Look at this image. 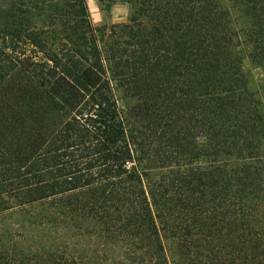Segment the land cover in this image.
<instances>
[{
	"label": "trees",
	"instance_id": "trees-1",
	"mask_svg": "<svg viewBox=\"0 0 264 264\" xmlns=\"http://www.w3.org/2000/svg\"><path fill=\"white\" fill-rule=\"evenodd\" d=\"M128 1L0 0V264H264V0Z\"/></svg>",
	"mask_w": 264,
	"mask_h": 264
},
{
	"label": "rangeland",
	"instance_id": "rangeland-1",
	"mask_svg": "<svg viewBox=\"0 0 264 264\" xmlns=\"http://www.w3.org/2000/svg\"><path fill=\"white\" fill-rule=\"evenodd\" d=\"M92 2L96 9L95 12L92 11L88 3L87 5L91 20L94 15L99 16L98 21L94 23L95 25H111L114 23L125 22L129 20L132 14V5L128 0H92ZM125 4L127 5L126 12H121L118 16H114L117 6ZM120 17H123V19H120ZM243 63L245 70L253 82H259L261 78L264 77V67L252 65L247 58L244 59ZM119 103L121 106L123 105L121 99H119Z\"/></svg>",
	"mask_w": 264,
	"mask_h": 264
},
{
	"label": "clouds",
	"instance_id": "clouds-1",
	"mask_svg": "<svg viewBox=\"0 0 264 264\" xmlns=\"http://www.w3.org/2000/svg\"><path fill=\"white\" fill-rule=\"evenodd\" d=\"M87 3L89 5V7L92 9V11L95 12L96 9H95V6H94L92 0H87ZM126 9H127V5L126 4L122 5V6H117L116 11L114 13V16H118L119 13H121V12H126ZM98 19H99V16L98 15H94L92 17V22L96 23L98 21ZM120 19H123V17H120Z\"/></svg>",
	"mask_w": 264,
	"mask_h": 264
}]
</instances>
